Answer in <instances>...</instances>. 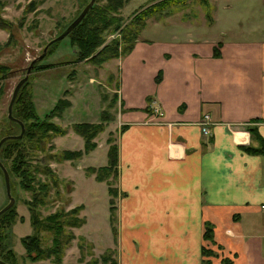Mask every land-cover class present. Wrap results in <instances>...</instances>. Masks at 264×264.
<instances>
[{"label": "crops", "instance_id": "1", "mask_svg": "<svg viewBox=\"0 0 264 264\" xmlns=\"http://www.w3.org/2000/svg\"><path fill=\"white\" fill-rule=\"evenodd\" d=\"M259 19L264 27V14ZM259 31L153 38L143 28L132 48L112 59L125 123L117 134L114 203L119 264H200L206 222L229 264H264ZM205 112L215 121L210 135L198 124ZM212 264H222L221 256Z\"/></svg>", "mask_w": 264, "mask_h": 264}, {"label": "rangeland", "instance_id": "2", "mask_svg": "<svg viewBox=\"0 0 264 264\" xmlns=\"http://www.w3.org/2000/svg\"><path fill=\"white\" fill-rule=\"evenodd\" d=\"M153 1L127 0L120 9L125 19L123 22H129L136 9L138 11ZM88 2L89 0H0V19L10 24L6 28L0 27V65L7 66V70L0 73V138L7 134H17L9 133L5 117L13 88L24 76L29 62L43 52L48 41L61 33ZM263 14L264 0H179L161 9L156 8L153 13L144 17L141 30L144 28L143 35L153 38L166 34L184 35L186 31L209 37L219 34L221 30L225 31L223 38L235 35L253 37L262 34L259 29L264 30L259 19ZM215 15L218 19L213 23ZM257 23L262 28L248 30ZM118 31L107 33L106 41L119 37ZM49 47L50 50H46L35 61L39 67L32 66L24 92L31 93L35 110L41 118L58 99H67L70 105L58 116L49 118L64 132L51 134L44 142L42 151L31 150L36 156L30 160L31 173L37 180L46 181L49 185L51 183L46 196L47 202L38 207V217L41 219L56 213L60 208L69 210L77 207L69 216L72 219L83 218L84 221L80 225L65 228L64 237L70 233L72 238L65 245L59 262H53L52 258L45 256L36 260L29 259L21 238L34 232L32 213L27 203L32 198V193L19 183L20 176L10 170L8 158L3 165L9 174L10 190L14 197L12 207L15 208L16 215L14 221L5 227L3 243L0 240L1 245L3 244L2 252L12 256L14 264H119L117 206H114V210L111 209V195L108 191L109 184L112 191L113 187L117 188L118 174L112 173L107 181L97 179L95 172H91L107 164L109 144H117L118 128L125 125L117 93V65L112 60L114 57L100 64L87 58L77 60L76 47L70 45L68 36ZM157 115L161 116L162 111ZM77 122L100 123L103 126L90 140L91 144L86 150L83 137L73 128ZM214 123L208 112L203 113L198 120L199 125L206 126L210 131ZM108 137L110 140L107 141ZM64 149L79 150L81 154L75 158L63 159L61 152ZM41 161L57 176L59 181L56 185L51 181L52 175L49 172H34V166H38ZM112 199L116 203L114 196ZM7 201L4 176L0 168V208ZM39 235L41 247L51 244L52 233L49 230L40 229ZM205 240L207 242L204 245L212 253L202 258H209L212 264L213 259L221 256V263L224 264L222 246L214 242L213 238Z\"/></svg>", "mask_w": 264, "mask_h": 264}, {"label": "trees", "instance_id": "3", "mask_svg": "<svg viewBox=\"0 0 264 264\" xmlns=\"http://www.w3.org/2000/svg\"><path fill=\"white\" fill-rule=\"evenodd\" d=\"M127 0H95L94 3L88 8L87 12L81 18V20L65 35L69 38L70 45L76 47V59H88L94 63H101L109 58L118 57L128 52L135 42L139 31L144 25V17L153 13L157 9H161L163 6L171 4L172 2H178L179 0H154L153 3L144 6L141 9H137L133 12L134 15L129 22L124 23L125 20L122 16L120 9L124 6ZM123 23V24H122ZM8 24L5 20L0 19V27L6 28ZM119 30V37H113L109 41H106V34L113 33V31ZM57 41L51 43H57ZM48 46L47 52L50 50ZM91 55V56H90ZM37 64L34 63V66ZM36 67H39L36 65ZM44 67V66H40ZM7 70L6 65H0V73L3 74ZM27 80L21 85L18 93L12 104V115L21 120L24 124V131L19 138H11L4 141L0 148L1 161L5 165L6 159L9 158V168L12 172L20 176L19 183L30 190L32 198L27 201L29 208L31 209V223L33 225L34 232L30 235H26L21 238L22 244L26 248L27 257L31 260L39 259L43 256L45 258H52L53 262H59L65 245L72 238L68 233L64 237L65 228L67 226H77L83 223V218H73L69 216L71 212L75 211L77 207L69 210L59 209L58 212L48 214L41 219L38 217L40 212L38 207L47 202L46 196L50 185L48 182H41L35 178V175L31 173L30 160L35 158L37 150L42 151L45 147L44 142L48 140L51 134L63 133L58 125H56L49 118L58 116L62 113L64 108L70 105V101L67 99H58L54 106L46 112L41 118L35 110V105L29 91L24 92ZM6 118L5 126L9 133H19L21 126L18 121ZM100 123H86L77 122L73 128L76 133L80 134L84 140V149H88L91 144L90 140L102 129ZM255 132V128H250ZM261 139V138H259ZM110 138H107V141ZM262 145L260 149H264V139H261ZM53 146V145H52ZM252 150H258L256 148H250ZM81 154L79 150L64 149L61 152L63 159L75 158ZM107 164L103 167L93 169L91 172H95L97 179H107L112 173L117 172L116 165L118 163V147L117 144H109L107 149ZM42 159V158H41ZM44 161L40 162L38 166H34V172H49L52 177L51 181H59L57 176L53 174L50 168H46ZM41 165V167L39 166ZM109 181V179H107ZM108 191L111 195V209L116 208L113 205L114 199L112 197L117 196V188L113 187V191L108 185ZM113 202V203H112ZM13 206V205H12ZM9 207L7 210L0 214V240L3 243V237L5 234V227L9 223L14 221L16 211L14 207ZM40 229H47L52 233L51 244L46 247H41L40 243ZM205 239L213 238L212 225L208 222L205 223V229L203 232ZM0 243V245H1ZM3 244L0 246V258L7 263L14 264L13 257L10 255H4ZM202 256H210L212 251L205 245L201 248ZM11 258H10V257ZM203 257L200 264H211L209 258ZM224 264H229L230 260L226 257L223 259Z\"/></svg>", "mask_w": 264, "mask_h": 264}, {"label": "water", "instance_id": "4", "mask_svg": "<svg viewBox=\"0 0 264 264\" xmlns=\"http://www.w3.org/2000/svg\"><path fill=\"white\" fill-rule=\"evenodd\" d=\"M95 0H89V2L82 8V10L79 12V14L69 23V25L61 32L59 33L58 35H56L55 37L51 38L48 43L44 46L43 48V52L38 55V57L32 59L27 68H26V72L24 74L23 77H21L17 83L15 84L14 88H13V91H12V94H11V97L9 99V102H8V105H7V115L10 119H13V120H16L19 122L20 126H21V131L20 133L18 134H7V135H4L0 138V145L7 139H11V138H19L21 137L23 131H24V124L21 120H18L17 118H15L13 115H12V104H13V101L18 93V90L19 88L21 87V85L24 83V81L28 78L29 76V73L31 71V68L32 66L34 65L35 61L42 57L44 55V53L46 52L47 50V47L61 39L62 37H64L80 20L81 18L84 16V14L87 12L88 8L94 3ZM0 168L3 172V176H4V182H5V190H6V195L8 197V201L0 208V214L2 212H4L5 210H7L9 207H11L14 203V197L12 196L11 194V190H10V182H9V174H8V171L6 170L5 166L3 165V163L0 161ZM0 264H10V263H7L6 261L2 260L0 258Z\"/></svg>", "mask_w": 264, "mask_h": 264}, {"label": "built area", "instance_id": "5", "mask_svg": "<svg viewBox=\"0 0 264 264\" xmlns=\"http://www.w3.org/2000/svg\"><path fill=\"white\" fill-rule=\"evenodd\" d=\"M154 111L157 112V113H158V112H159V113L161 112V111L158 110L157 108H154ZM200 126H201V125H200ZM201 131L204 132V133H206L207 135H210V134H211L210 129H208L206 126H203V125L201 126ZM262 207H264V204L262 205Z\"/></svg>", "mask_w": 264, "mask_h": 264}]
</instances>
